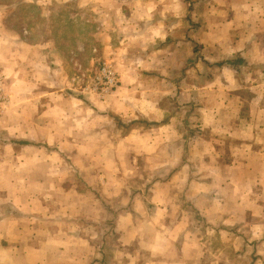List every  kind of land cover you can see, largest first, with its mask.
Returning a JSON list of instances; mask_svg holds the SVG:
<instances>
[{"label": "rangeland", "instance_id": "374dc122", "mask_svg": "<svg viewBox=\"0 0 264 264\" xmlns=\"http://www.w3.org/2000/svg\"><path fill=\"white\" fill-rule=\"evenodd\" d=\"M202 1H195L197 9L211 3ZM131 4L143 5L141 0H0V74L7 94L0 112V200L8 207L16 199L23 207L52 198L55 219L66 211L82 214L87 247L103 244L94 238V228L111 234L131 193H147L143 183L163 173L142 149L140 155L127 151L125 139L133 129L156 127L141 117L144 103L159 98L181 111L187 147L200 130L197 123L210 120L211 113L219 111L225 120V110L202 105L223 75L225 60L207 59L218 46L185 45L183 38L181 54L163 53L168 43L159 38L149 45L145 29L126 23L119 9ZM190 30L206 39V29ZM156 50L160 53L152 56ZM173 114L170 109L168 116ZM82 203L81 211L75 204ZM60 204H66L63 212ZM100 253L97 258H104Z\"/></svg>", "mask_w": 264, "mask_h": 264}, {"label": "crops", "instance_id": "0c3cea01", "mask_svg": "<svg viewBox=\"0 0 264 264\" xmlns=\"http://www.w3.org/2000/svg\"><path fill=\"white\" fill-rule=\"evenodd\" d=\"M141 1L119 11L126 23L145 29L149 45L160 38L169 45L162 52L172 56L181 54L183 38L185 45L218 46L207 59L225 60L223 75L202 105L225 110V120L219 111L199 120L187 147L181 111L159 98L146 101L141 117L156 127L133 129L125 143L127 151L154 158L163 173L143 183L147 193H131L111 234L94 228L103 244L86 246L82 214L68 210L55 219L52 198L23 207L0 200V264H264V0H211L198 9L196 0ZM193 27L206 29V39L188 32ZM102 251L105 257L97 258Z\"/></svg>", "mask_w": 264, "mask_h": 264}, {"label": "built area", "instance_id": "2783aa9c", "mask_svg": "<svg viewBox=\"0 0 264 264\" xmlns=\"http://www.w3.org/2000/svg\"><path fill=\"white\" fill-rule=\"evenodd\" d=\"M7 105V94L5 92L4 79L2 74H0V112L6 110Z\"/></svg>", "mask_w": 264, "mask_h": 264}]
</instances>
